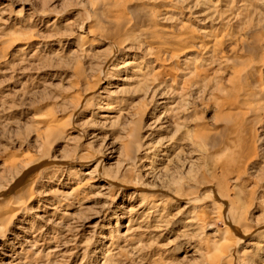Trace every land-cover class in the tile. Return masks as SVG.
Returning <instances> with one entry per match:
<instances>
[{
	"label": "rangeland",
	"instance_id": "rangeland-1",
	"mask_svg": "<svg viewBox=\"0 0 264 264\" xmlns=\"http://www.w3.org/2000/svg\"><path fill=\"white\" fill-rule=\"evenodd\" d=\"M129 22L145 33L122 42ZM252 55L264 99V0H0V206L31 195L0 264H264L246 245L264 233V114L233 74ZM223 230L240 240L216 262Z\"/></svg>",
	"mask_w": 264,
	"mask_h": 264
},
{
	"label": "bare ground",
	"instance_id": "bare-ground-1",
	"mask_svg": "<svg viewBox=\"0 0 264 264\" xmlns=\"http://www.w3.org/2000/svg\"><path fill=\"white\" fill-rule=\"evenodd\" d=\"M165 8V7H164ZM167 8V7H166ZM165 8V9H166ZM166 11V10H165ZM141 16V15H140ZM138 18V16H137ZM140 18V17H139ZM131 20V19H130ZM142 20H140L141 22ZM119 25V23H117ZM134 24V23H133ZM146 24V23H145ZM132 23L129 22L127 25L126 24H123L120 26H122V29H121V34L124 36V38L120 41H125V40H128V39H135L136 38H141L142 37V34L145 33L144 30H146V28L143 27V29H139L140 31L135 32L133 33V31H128L129 29V26H131ZM149 25V24H148ZM117 27V26H116ZM135 28V27H134ZM148 28V26H147ZM117 29H119V27H117ZM132 29V28H131ZM120 31V30H119ZM119 33V32H118ZM152 35V34H151ZM150 35V36H151ZM118 36V35H117ZM150 36L148 35V37L150 38ZM120 38V37H119ZM122 38V37H121ZM178 38V39H177ZM176 38V43H185V42H188V41H191L190 36H187V35H181V36H178ZM130 40V41H131ZM139 40V39H138ZM153 41V38L150 39V41ZM13 42H17V41H13ZM158 43V46L157 47H165L166 45L162 42H157ZM160 43V44H159ZM136 44V43H135ZM219 43L217 41H213L212 43V47H215L216 45H218ZM26 46V44H25ZM24 46V47H25ZM27 47V46H26ZM190 50H193V46L192 45H189L187 46V51L189 52ZM252 58H247L245 61L247 62L243 68H239L238 66L239 65H243L245 63V61H239L236 65L233 66V74H234V78H235V83H236V86H235V89H236V92L238 94V97H240V99L242 100V106H243V113L244 114H251V113H257L258 115L260 114H264V99L263 97H260V96H257V93L260 92V89H258L256 87V82H255V79H257V76L260 77L261 75V69L258 68V64H256V61H257V56H251ZM258 62H259V59H258ZM258 77V79H259ZM258 81V80H257ZM259 83V82H258ZM262 92V91H261ZM260 94V93H259ZM262 96V95H261ZM264 96V95H263ZM243 115V114H242ZM244 116V115H243ZM40 119V118H39ZM46 119V122H45V127H44V130H43V137L45 138L46 142L47 141H51L52 140H56V138L62 136V134L64 133L65 131V128H64V125L59 121H56L54 120V117L52 115H48V117H45ZM243 121V120H242ZM240 122V121H237L234 123V127L235 128H238L240 127V125L243 123V122ZM67 125V124H66ZM43 129V128H42ZM65 138V136H64ZM44 140V139H43ZM55 142V141H54ZM57 143V142H56ZM43 145V144H42ZM51 149V148H50ZM46 152V151H45ZM45 152H43V154H40L37 158L33 157V156H28L27 157V160L26 161H20L18 162L20 165L17 166L15 164H13L14 168H16V170H18V167L19 168H28L30 164H32L33 162H35L36 160L40 159L43 157V155L45 154ZM82 158H86V157H82ZM88 158V157H87ZM90 158V157H89ZM14 163V162H13ZM17 163V162H16ZM37 163V162H35ZM12 166V164H11ZM30 169V168H28ZM19 172V170L17 171V173ZM22 173V172H21ZM26 173V172H25ZM24 173V174H25ZM19 174V173H18ZM23 174V173H22ZM21 177V176H20ZM21 180V179H20ZM69 194V193H68ZM20 195V194H19ZM16 195L14 197V199L8 203V205H4V206H0V240L5 236L6 234V231H7V228L8 226L12 223V221L14 220V218H18L20 215H22L23 213H25V210H26V204L30 201L31 199V195L28 193L26 194L25 196L24 195ZM12 196V195H11ZM69 195H64V198H68ZM203 199V198H202ZM187 200V199H186ZM61 201V200H60ZM189 201L194 205L196 206L197 205V202L198 200L196 198L194 199H189ZM199 203V202H198ZM217 208V206H216ZM230 211L233 210L234 208H229ZM221 210V207L218 206L217 208V211L215 212L216 214H219L217 213L218 211L220 212ZM214 213V212H213ZM201 215L202 217L203 214H199ZM198 216V215H196ZM207 216V215H206ZM217 216V215H216ZM230 216V215H229ZM232 216V214H231ZM193 217V216H192ZM218 217V216H217ZM199 218V217H198ZM206 218V217H205ZM205 218L202 220V222L204 223L205 222ZM231 219V217H230ZM189 223L190 222H193L192 219H189L188 221ZM203 225V224H202ZM190 226V225H188ZM192 226V225H191ZM233 227V226H232ZM189 228V227H188ZM211 228V227H210ZM228 228V227H227ZM150 229V228H149ZM232 229H235V228H232ZM148 230V229H147ZM152 230V229H151ZM237 230V229H236ZM233 233H236L235 230H232ZM228 233H230V231H227V230H223L222 233H216V234H213L215 237H217L218 239L215 240V242L217 243V241H219V238L222 239L219 245V243H217L218 248H220L221 246H225L224 249L221 248V251L219 249V251H216L214 250L215 252H213L211 254V257L214 258L212 260H215L216 262L219 261V262H222L224 261L223 259L227 258L228 256V253H229V250L232 246V244L236 245L235 243L238 242L240 240L239 239H232V242L231 243H226L225 242V239H228V236L230 235H227ZM238 233V232H237ZM243 234V233H242ZM239 236V235H238ZM253 238H258L259 241L261 242H253V241H250V242H247L246 245H249V246H256V247H262L263 248V244H261L262 242L264 243V233L262 234H259L258 236H253ZM230 240V239H229ZM213 241V240H212ZM214 243V242H213ZM215 244V243H214ZM258 244V245H257ZM232 250V249H231ZM264 261V259H263ZM219 264V263H218Z\"/></svg>",
	"mask_w": 264,
	"mask_h": 264
}]
</instances>
